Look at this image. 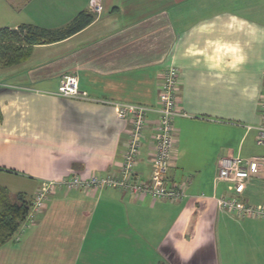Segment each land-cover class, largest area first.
<instances>
[{
    "label": "crops",
    "instance_id": "crops-1",
    "mask_svg": "<svg viewBox=\"0 0 264 264\" xmlns=\"http://www.w3.org/2000/svg\"><path fill=\"white\" fill-rule=\"evenodd\" d=\"M101 3L81 30L0 66V186L32 199L45 179L116 173L130 122L113 102L156 106L161 74L174 66L185 115L173 119L166 178L185 195L56 188L35 220L0 245V264H264V219L215 200L232 195L215 179L218 159L256 156L260 169L239 197L264 204V148L255 142L264 0ZM80 10H90L89 0H0V28H58ZM64 74H74L86 96L59 95ZM147 118L135 167L141 178L150 174L157 113Z\"/></svg>",
    "mask_w": 264,
    "mask_h": 264
},
{
    "label": "built area",
    "instance_id": "built-area-1",
    "mask_svg": "<svg viewBox=\"0 0 264 264\" xmlns=\"http://www.w3.org/2000/svg\"><path fill=\"white\" fill-rule=\"evenodd\" d=\"M89 9L96 14L102 10L101 0H89ZM177 67H168L161 74L158 85V103L154 107L113 102L119 118H127L130 122L125 151L116 173L108 175L90 174L80 177L71 174L68 177L43 180L32 195L29 212L22 228L31 224L36 215L44 207L45 201L56 188L93 190L104 187L123 189L137 197L149 196L151 199L178 201L185 193L181 185L170 182L166 178L168 166L174 146L173 119L176 115H185L178 109L177 87L179 84ZM57 93L66 97H84L86 94L79 89L74 74H64L60 79ZM157 113L153 131V151L149 157L150 174L141 178L135 172L137 156L143 139V132L148 123L149 112ZM260 121L256 126L255 142L264 148V88L259 100ZM261 159L256 156L244 158L240 156H224L217 161L215 179L228 182L227 190L232 195L216 197L218 207L231 211L238 216L264 219V204H251L240 198L245 182L261 166ZM201 196H203L201 194Z\"/></svg>",
    "mask_w": 264,
    "mask_h": 264
},
{
    "label": "trees",
    "instance_id": "trees-1",
    "mask_svg": "<svg viewBox=\"0 0 264 264\" xmlns=\"http://www.w3.org/2000/svg\"><path fill=\"white\" fill-rule=\"evenodd\" d=\"M90 10L78 11L65 25L46 28L21 23L16 28H0V66H12L24 61L35 44L62 40L81 30L94 19ZM31 199L23 193L11 195L0 186V245L15 236L26 221Z\"/></svg>",
    "mask_w": 264,
    "mask_h": 264
},
{
    "label": "rangeland",
    "instance_id": "rangeland-1",
    "mask_svg": "<svg viewBox=\"0 0 264 264\" xmlns=\"http://www.w3.org/2000/svg\"><path fill=\"white\" fill-rule=\"evenodd\" d=\"M4 6V5H3ZM12 192V191H11ZM18 234H19V232H18Z\"/></svg>",
    "mask_w": 264,
    "mask_h": 264
}]
</instances>
